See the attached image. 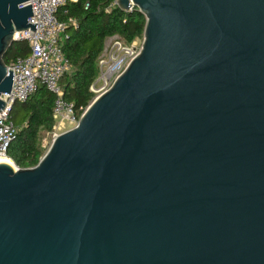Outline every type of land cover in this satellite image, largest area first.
Here are the masks:
<instances>
[{
    "label": "water",
    "instance_id": "1",
    "mask_svg": "<svg viewBox=\"0 0 264 264\" xmlns=\"http://www.w3.org/2000/svg\"><path fill=\"white\" fill-rule=\"evenodd\" d=\"M28 1L0 0V114ZM118 2L141 52L38 165L0 164V264H264V0Z\"/></svg>",
    "mask_w": 264,
    "mask_h": 264
},
{
    "label": "trees",
    "instance_id": "2",
    "mask_svg": "<svg viewBox=\"0 0 264 264\" xmlns=\"http://www.w3.org/2000/svg\"><path fill=\"white\" fill-rule=\"evenodd\" d=\"M113 0L68 1L58 18L67 25L60 40L65 56L74 72L68 73L62 84L65 99L74 102L76 107H88L95 99L91 86L100 77L99 58L103 53L106 40L118 35L124 45L130 46L134 40L144 38L147 19L137 7L126 12L119 7L106 13ZM90 7L86 9V3ZM72 20V21H71ZM30 54L26 41L14 43L3 60L9 65L12 60L24 58ZM55 97L42 88L26 103L14 105L11 118L17 122L18 133L10 144L8 157L19 168L27 169L38 165L46 154L40 144L41 130L52 132Z\"/></svg>",
    "mask_w": 264,
    "mask_h": 264
},
{
    "label": "built area",
    "instance_id": "3",
    "mask_svg": "<svg viewBox=\"0 0 264 264\" xmlns=\"http://www.w3.org/2000/svg\"><path fill=\"white\" fill-rule=\"evenodd\" d=\"M68 1L77 2L78 0H29L28 3L21 6L32 5L33 16L29 23L37 24V28L35 32L29 29L15 35L18 42L26 41L29 44L30 54L27 57L12 60L7 65L9 70L14 73V83L12 93L1 97L8 107L0 114V160L9 158V146L18 133V128L11 118L15 104L26 103L42 88H46L55 97L53 108L55 125L52 130L51 145L57 137L62 135V129L67 126L76 127L91 105L86 108L82 106L77 108L74 102L65 99V88L62 81L70 73L72 66L60 44L67 25L59 20L58 13ZM89 7L90 3L88 2L85 8ZM116 7L120 8L119 2L113 0L109 8L106 9V13H110V10ZM134 9L135 6L132 4L126 12H131ZM142 46L143 39L134 40L130 46L124 45L118 35L111 36L106 40L103 53L99 58L101 86L98 96L107 92L114 85L140 54ZM51 145L48 147L47 144H44L43 147H47L49 150Z\"/></svg>",
    "mask_w": 264,
    "mask_h": 264
},
{
    "label": "rangeland",
    "instance_id": "4",
    "mask_svg": "<svg viewBox=\"0 0 264 264\" xmlns=\"http://www.w3.org/2000/svg\"><path fill=\"white\" fill-rule=\"evenodd\" d=\"M73 72H74V69L71 71V75ZM100 86L101 85H100L99 79H97L96 82L91 86V91L93 92L95 98L99 95L98 90H99ZM12 122L16 125V127L19 128V126L17 125V122H15L14 120H12ZM74 128H75V126H67L66 128L61 130L62 134L65 132H68ZM51 136H52V132H50V131L48 132V131H45L43 129L41 130V132H40V144L42 147L44 144H47L48 147L51 145L52 139H53V137H51ZM45 151L47 153V151H48L47 147L45 148ZM11 161H13V160H11ZM13 163H14L15 167H18V165L14 161H13Z\"/></svg>",
    "mask_w": 264,
    "mask_h": 264
},
{
    "label": "bare ground",
    "instance_id": "5",
    "mask_svg": "<svg viewBox=\"0 0 264 264\" xmlns=\"http://www.w3.org/2000/svg\"><path fill=\"white\" fill-rule=\"evenodd\" d=\"M1 163L8 164V165L12 166L14 169H16L13 161H11V159H9V158L8 159L5 158V159L0 160V164Z\"/></svg>",
    "mask_w": 264,
    "mask_h": 264
}]
</instances>
